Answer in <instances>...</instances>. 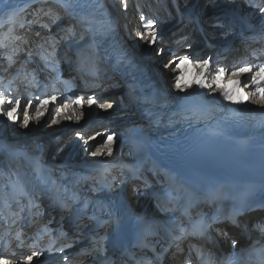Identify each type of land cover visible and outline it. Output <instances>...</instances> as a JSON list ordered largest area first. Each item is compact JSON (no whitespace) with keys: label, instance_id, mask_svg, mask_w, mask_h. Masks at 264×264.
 <instances>
[{"label":"bare ground","instance_id":"bare-ground-1","mask_svg":"<svg viewBox=\"0 0 264 264\" xmlns=\"http://www.w3.org/2000/svg\"><path fill=\"white\" fill-rule=\"evenodd\" d=\"M113 1L114 2L112 3V6H109L106 4V0H0V23L4 22L5 20H9V18L13 17L14 15L16 16L15 13H17L18 9L23 8L25 5L29 8L32 6L36 7V5L39 4L42 5V7L46 6V8L48 6H51L53 8L58 6L57 8L60 7V9H63L61 11L64 14V16L63 14H61V17L63 18H61V20L58 19L56 22H52V24L56 26L54 30H51L52 27H55L52 24L46 25L44 27L36 26V29L34 28L32 30V34L35 38H37L36 43L41 45L40 47H43L45 45L44 48L46 50H50L55 62L58 61L59 57V53L55 52L57 51V49H63L60 46V42L58 40L59 35H62V31L60 30V28L62 29L65 25H67V23L73 20L79 23L84 31V34H76L75 36L67 35L65 37V40L75 41V37H77L78 40L84 37L85 40H82L81 46L83 48L85 47L86 51L81 48L79 58L74 62L69 63L66 71H63V68L59 69L60 73L62 71V73L59 74L61 76L57 77L56 82L53 84L48 83L49 85H47L46 83V86H48L46 88L43 87V81H45L46 78L44 75H42V77L39 78L40 80H42L40 88L42 87L43 91L47 90L45 91L46 96L55 95L57 97L56 103H50V105L61 109L60 115L62 117L59 120H61L62 124H66V127L70 121L73 122L76 117H81L86 111L92 112V116H95V118L92 120L90 119L86 127L75 129V132L80 131L82 135H85L92 130H96V133L94 135L96 136L99 133L100 140L105 136L107 138L108 135H113V140L111 142L113 155H107L105 149L101 154L93 156V150H90V148L95 143L93 141L94 136H92V138H87L86 141H90L87 142L83 147L77 145L75 146V153L77 152L76 156L78 157L77 161L62 162L64 156L66 155V153H64L61 161L55 159L51 161L42 158V164L39 168H30L28 170L30 166L36 165L37 162L40 161V156L38 154L34 155L32 153L19 151V145H21L22 143H13L11 141L13 132L5 130L8 127L7 123H9V121L6 118L5 121L2 120L0 122L1 130L4 128L2 130V134H0L2 135L0 136V143H7L10 146V152L16 155L14 157L17 158V160L21 161V168L23 170L26 168L27 170L26 173L28 175L29 182L31 183V188L27 191L24 189L26 187H24L22 189L23 192L30 193L36 199L38 197H41V195H39L38 193L42 191L43 197L49 205L46 211L40 213L46 214V212H48V216L54 215V217H56V219H58L60 223L67 228V234L73 235L74 238L72 239V241H76V238L79 237L80 240L78 242V249L85 245L90 246L91 241L87 242V244L85 242L87 236L77 235V233L73 232L72 227H69V216L71 212L69 211V214H66L65 212L68 203L63 202V197L57 194L56 191L58 193L60 191L63 193H65V191H80V189L83 188H77V186L79 185L78 187H80L81 183H85V186L87 187L85 192L89 197H92L91 200L97 201V199H99L100 201H102L114 198L116 194L119 193L121 187H124L122 192H126V195L130 196V193L134 192V186L139 185L144 189L141 191H137V195H143V192L147 193L148 186V188L158 190L160 195L151 196L150 202H148L149 205L147 207H142V209H147L143 214V218L149 220V217L152 216V214L163 215L164 213L163 207L165 208V205L162 201H160V199L163 192L165 191V185L159 184L156 180H154L155 174L153 172L155 170H157L155 173L160 172L158 169L163 164H165L164 169L166 170V165L172 167L173 162L169 161V157L171 156L166 151V148L164 146H162L161 144H155L147 137L146 133L143 131V128H145L144 118L136 117L129 119L128 110L126 109V107L130 105L126 101L120 99L121 97L119 98V100L116 97L119 95L121 96V94L119 93L124 89V87H120L121 83L118 82L119 80L122 82L124 81V79L130 80L132 83L131 93H134L138 96H140L141 94L139 84H142L143 86H150L157 83L158 80L159 84H167L165 86V89L168 90L170 87V90H175L176 97L179 100L182 99L191 102H200L212 109H215L216 111H222L224 114L244 113L256 115L264 113V104L256 102L258 100V97H256L255 95H250V99L247 101L236 102L239 100V94L233 93V100L229 101L224 99L221 88L217 87L214 83L212 89L200 88L194 83V81L197 79H204V77L200 75L202 70L196 67L195 61L209 59L205 56V50H203V52L201 53H198V50H200V48H198L197 45H200L201 47L206 45L208 43V39L206 38L207 35L205 36V32L203 36L198 39V41L196 40L197 38L195 34H192L193 37L190 36L192 32L191 30H187L188 21L184 18H189V16L188 12L183 7V5H185L188 0H186V2H184L182 5L180 4L181 0H177V7L173 6L167 8L166 13L168 14V16H173V20L177 21L175 23V27L177 28L174 32L170 31L168 33L171 35H168L166 37V42L172 45L174 43L173 40L180 39L182 44V42H185L188 38H190L187 46L177 49L178 52L181 49H185V53L180 56H178L177 54L174 55V58H172L170 62L174 63L179 57L187 55L192 60V63L182 64L174 71L169 70V64H163V61L167 58L166 56L163 55L161 57H158V55L154 51L152 54H150V47H148L149 45L145 41H141L139 37L136 36V33L138 31H143L144 28L142 21L138 19V16H136L138 20L132 18L133 11L129 7V5L132 4V0L127 1L126 9L121 3V0ZM215 2L219 3V5H212ZM231 3H228L226 0H207V3L205 4V1L203 0L202 2H197L196 6V8L200 9L197 10V12L199 14L200 20H202V24L204 25V27L211 19L215 17L217 19V22H215L214 25L215 28L219 29V31H221L222 29L226 30V28L228 29V25L230 24V22H232L231 20L233 18L237 20V29H246L241 31V34L239 35L234 34L233 32H229V37L225 39L224 44L226 46H229L225 52L226 58L219 63V66H216V63L219 62L218 58L215 57L214 60L210 61V65L213 71L207 75V82L212 83L213 77L215 75V70L223 67L226 69V72L224 78H221V86L228 85L229 88L232 87V85L230 84L231 72L234 71L236 67L243 66L244 63L251 64L253 66L264 64V54H261L264 50V11H261L260 9H264V0H253V3H255V5L251 4V0H247L246 2H242L243 5H241V7L238 6V4L235 5L237 1H233ZM203 6L207 7V11H205V7L203 8ZM121 7H123L122 10H125V12L127 13V18L130 21V24L126 27L118 26L115 21L116 12H119L118 9ZM242 8H244V10H241ZM259 9L261 12H259ZM34 10V14L40 16L39 14L42 12L41 8L36 7ZM257 12H259V14L254 17L253 14ZM239 14H243V16ZM133 21L136 23L138 22V25L136 27L137 29H135V27L133 28V25L131 27V24H134ZM244 21H247V23L251 24V27H247ZM16 25H18V27H16L18 29L15 30L14 35H16V38H18L19 31H21V25ZM158 25L159 23L156 24L155 29ZM32 26L34 25L31 24V27ZM215 32L216 31H209L208 34L216 35L217 37V34ZM70 33H72V31H70ZM87 38L88 41H86ZM194 40L196 41L194 42ZM140 41L144 43L143 46H141L142 44ZM237 42L243 43L242 45H238ZM29 44L30 43L28 42L25 44V46H29ZM1 48H3L2 45H0V49ZM7 48L10 47L6 46V51L8 50ZM95 48H98L102 55L99 54L98 50H95ZM230 48L232 49L230 50V52H228V49ZM119 49L123 50L125 57H127V55H130L131 58L128 62H125V60L120 57L121 53ZM28 50L30 49H27V51ZM33 50H35V48ZM13 53L14 51H7L6 55L0 53V66H2V69L4 70L2 73H0V78L2 77V74L4 76H7L8 71L11 70L9 68L15 64L14 70L9 71V75L15 73L14 75L10 76V78L14 79V82L9 83L8 80H6L3 84L6 86L10 84L15 85L12 91V87L10 86L8 94H12L14 96L18 94L17 96L22 98L23 95H31V90L33 89V84L35 83V78L33 79V77L35 76H32L31 78L32 74L28 76L27 72L25 75L24 73L21 74L20 71L24 69V66L18 68L20 63H29V60L23 57L25 52H21V54L16 55V57ZM151 55H153V57ZM220 55L221 54H218V56ZM33 56L36 57L35 55ZM21 58L24 62H21ZM39 64L43 65L44 67L46 66L45 61ZM165 65H167V67H165ZM191 66L192 70L190 69ZM71 68L80 71V75L78 76V81L80 83L79 87H76V81L71 82L70 80V74H72V77L75 76V73ZM194 68L195 70L193 72ZM133 70H137V72H134ZM40 73L43 74V71H40ZM177 74H183L185 80L182 78V84L191 86L186 88L185 90L177 89L175 87V77L177 76ZM50 75L54 76L53 73ZM67 80H70V82ZM241 80L243 84H248L250 81V74L242 76ZM59 82L63 83L62 85L64 87L57 85V83ZM111 83L115 84V86L108 85L109 87L106 88V84ZM55 84L57 85V87L52 88V86ZM39 91L40 89L34 91V94H36L34 97H31L33 95L30 96V99L34 100V105L37 102L38 96H41ZM254 91V87L244 89V92L249 94L254 93ZM136 95L129 96L127 100L129 101V103L139 106L141 102L136 99ZM90 96H94L97 102L92 105L86 103L88 97ZM124 96L125 94L123 93V97ZM81 97H83L84 100L82 107L74 103L75 100ZM102 100L103 102L101 103ZM102 104H111L112 107L101 108L100 105ZM235 104L238 105L237 108H235ZM65 105H70L71 107L65 108ZM31 110H34V108H31ZM31 110L29 111V115L30 117H33V113L31 112ZM41 117L44 119V115ZM45 117H47V115H45ZM68 117H71V119H68ZM19 118H21V115H19ZM48 119L49 117L44 119L43 123ZM43 123L38 125L43 126L42 128L38 126H36L38 128H35V120L30 119L28 127L22 126V130H25L24 133L33 136V140L31 139L30 143L36 144V142L44 140L45 144H47L48 142H51V144H59L73 131L66 129V131L60 137L53 132L49 135L50 139H43V134L48 133V128ZM54 128H59V125L54 124ZM35 129L38 130L35 131ZM49 129L52 128L50 127ZM15 131L18 133L19 131L21 132V127L16 126L14 132ZM132 145L136 146V149L139 148L143 151L138 152L139 160L135 162H132L136 159L135 155H133V157H129V155L133 154V152L135 151ZM1 147L3 148V146ZM261 149H264V146H261ZM260 154L263 155L264 151H261ZM69 156H72V154L70 153ZM148 158L150 159V161L147 160ZM152 162L154 163V165L152 164ZM98 167L99 169L97 170L100 171L105 179L104 186L100 187L97 186V184L99 183H97L96 185L94 184L95 177H92L94 171ZM101 167H103L104 169H101ZM72 172H80V174L85 173V176H83L82 178L77 177V179L74 180L65 179V175H69ZM118 173H120V175H118ZM110 176H112V179L108 178ZM121 177L124 178L122 184L118 186L115 185L117 184V181L119 182L117 178ZM127 177L130 180L128 181V184L126 183L124 185L123 183H125ZM37 180H46V182L49 183L48 186L50 188L47 189L41 184H37ZM81 180L83 181L81 182ZM144 180H150L147 186L146 183L143 182ZM41 183L44 184L45 181H41ZM14 196L17 198L19 197L16 190L14 191ZM5 206H7V202L5 203ZM142 206H145V204H143ZM136 207L138 206L136 205L134 208ZM136 209L135 212L139 213L140 211H136ZM156 209H158V211H156ZM11 211L12 210H10V212ZM254 212L255 211H251L244 216H247L249 219H251L254 215ZM262 212L264 214V210ZM78 213L80 212L78 211ZM28 218L25 217L24 214H21L17 217H15L14 215L0 217V222L4 221V224H8L12 227V229H4L0 231V256L6 257L3 259L9 260L10 264H25V257L31 255V252H34L32 249H34L38 245V242L42 240V238L46 237L45 231L47 230V227L45 226H42L40 235L35 236V234H33V225L38 224L39 222H41V220L34 219L31 216H29ZM29 220L34 221L31 223ZM17 221H19V223H17ZM239 222L240 221H237L233 225H227L229 230H233V234L235 232V229H237V224H239ZM86 223L88 224L90 223V221ZM174 224L175 223L173 222L170 226ZM222 225L224 226L225 224ZM140 226L142 227L144 225ZM165 227H167V225H164L162 227L147 225L145 228V231L147 230V232H143V235L140 236V241L143 242L145 246H136L135 256H145L151 258L150 264H181L183 256L179 252V242H175L170 239V237L164 230ZM85 228L86 227H84V229ZM148 228H151V230H148ZM24 229H30V231L24 234ZM135 235L140 234L138 232H135ZM51 236L56 238L53 235ZM12 237L20 242L19 244L23 248L22 252L15 253L12 252L13 250H15V248H13L12 250L9 249L8 241ZM33 241H37V244L33 248H31L30 243ZM161 244L170 245L167 250H161L159 249V245ZM75 251H77V249L73 250L71 255ZM1 258L2 257H0V259ZM17 260L19 261L16 262ZM44 260L45 259H43L42 257H34L32 264H36L37 262L38 264H45ZM135 264H142V260H138V262H135Z\"/></svg>","mask_w":264,"mask_h":264},{"label":"rangeland","instance_id":"rangeland-1","mask_svg":"<svg viewBox=\"0 0 264 264\" xmlns=\"http://www.w3.org/2000/svg\"><path fill=\"white\" fill-rule=\"evenodd\" d=\"M200 1L202 2L203 0H200ZM204 1H205V4H206L207 0H204ZM239 1H237V3L235 5L238 4V6L241 7V5H243V3L239 2ZM113 2L114 1L111 0V6H112ZM182 3L183 2H181L180 4L182 5ZM212 5L217 6V5H219V3L215 2ZM109 6H110V2H109ZM119 6H120V4H119ZM263 6H264V3H263ZM36 7L37 8L38 7L41 8L42 12L39 14L40 16H37V15L34 14V12H35L34 9ZM36 7L32 6V7L29 8L28 6L25 5L23 8L18 9L17 13H15L16 16L14 15L13 17L9 18V20H5L4 22L0 23V45H2V47H3V48L0 49V53L7 46V47H10V48H7L8 49L7 51H14L13 54L16 53V55L21 54L22 50L20 49V46L21 45H25V43L28 40V42L30 43L29 44L30 48L32 50L35 48V50H33V51L36 53L37 56H39L41 62L43 63L45 61V63H46V66L41 68V70H40V71H43V74L40 73V72H33L32 76H35V77H33V79L35 78V83L33 84V89L31 90L32 91L31 95H33V96L28 94V95H23V97L21 98L22 99L21 111L18 113V116L21 115V118H19L17 123H15V125L17 124L16 126H20L21 127V132L20 131H19V133L16 132V131L14 132V129H15L16 126L11 121H9V123H7L8 127L5 130H7L9 132H13L12 133L13 136L11 137V141L13 143H16V142L17 143L18 142L22 143L21 145H19V151H21V152L32 153L34 155L38 154L40 156V160L43 158V159H48V160H51V161H53L54 159L61 161L62 157H63V154L66 153V155L64 156V159L62 160V162H65V161H67V162H75V161L78 160V157L76 156L77 152L75 153V151H76L75 150V146L76 145L83 147L87 142L90 141V140L86 141L87 138H92V136H94L95 139L93 138V141L95 143L90 148V150H93V152H94L100 145L104 144V142L106 140V136L103 137L101 140L99 139V135L95 136L94 134L96 133V130H92V131L86 133L85 135H82L80 133V131L75 132V129L86 127L88 122H89V120L90 119L92 120V119L95 118V116H92V112L86 111L85 113H83V115L81 117H79V119L75 118L73 120V122L70 121L67 124V127H66V124H62L61 120H59L62 116L61 115H58V116L56 115L57 112L60 113L61 109H59L58 107L51 106L50 104L45 109H43V111H44V119H46L48 117H49V119L47 121H45L44 123H43L44 119L42 117H40L39 120L34 119L35 120V128H38V127L42 128L43 126H38V125H40L42 123L48 128V133H44L43 134L44 135L43 139L44 138L45 139H50L49 135L51 133H53V132L56 133V135H59V137H60L66 131V129H68L70 131L73 130L72 133L67 138L62 140V142L59 143V144L58 143H52L51 144V142H48L47 144H45L44 140L43 141H38V142H36V144L30 143L31 139L33 140V138H32L33 136L32 135L31 136L27 135L26 133H24L25 130H22L21 121L23 119V111H22L23 105L28 100H32V99H30V96L34 97L36 95V94H34V91H37V89L38 90L40 89L39 93L41 95L40 96L41 99H43V98L48 96V95L46 96V93H45V91L42 90V87L40 88V84H41L42 80H40L39 78H41L42 75H44L46 80L43 81V87H48V86H46V83H47V85H49L48 83H50V84L55 83L56 82V78L61 76L59 74L62 73V71H61V73L59 72V69H61L62 67L61 66L59 67L57 62L54 61V57H52V53L50 52V50L49 49L46 50L44 48L45 45L43 47H40L41 45L36 43L37 38H35L34 35L32 34V30L34 28L36 29V26L37 27H44V26H46V24H48V22L50 24H52L53 21L56 22L58 19L61 20V18H63V17H61V14H63L61 11L63 9H60V7L57 8L58 6H56L55 8H53L51 6H48L46 8V6L42 7V5H39V4H37ZM204 7H205V11H207L206 10L207 7L203 6V8ZM260 9H262V8H260ZM260 9H259V12H261ZM241 10H244V8H242ZM259 12L253 14L254 17L256 15H258ZM239 15L243 16V14H239ZM253 15H251V16H253ZM63 16H64V14H63ZM172 17L173 16H170V17H162V16H160V17H157V18L154 19V20L157 21V23H159V25L155 29L156 31H158L157 32L158 36H157L156 43L148 46V47H150V52H149L150 54H152L153 51H154L158 55V57H161L163 55L167 57L166 60L163 61V64H169L168 67H169L170 71H174L176 68H178L177 64L179 63V58L174 63H169L170 60L172 58H174V55L177 54L178 56H180V55H183L185 53V51H186L185 49L184 50L181 49L178 52L177 49L187 46V44H188V42L190 40V38H188L187 41L182 42V44H181L180 39H175V40H173L174 43L172 45H170L169 43L166 42L167 41L166 37L168 35L169 36L171 35V34H168V33L170 31L174 32L175 29L177 28V27H175V23L177 21L173 20ZM10 19H12L14 22L12 20H10ZM249 20H250V17H249ZM34 21H36V22H34ZM231 21H234L235 23L237 22V20L235 18H233ZM215 22H217V19L214 17L213 19H211L208 22V24L205 23L206 26L204 27V32H205V36L207 35L206 38L209 41H208V44H206V45H204L202 47L200 45H198V48H200V50H198V53H201V52H203V50H205V56L208 57L210 61L214 60L215 57L218 58V61H219V57H222L223 55H225L223 53V55L218 56V52L217 51L218 50L221 51V49L224 46L226 37H229V35H227V34H229V32H232V29H230V28H228V29L226 28V30L222 29L221 31H219V29L215 28V25H214ZM16 24H20L21 25L20 26L21 31H19V34H18L19 37L18 38H16V35H14V32L17 29L16 27H18V25H16ZM31 24L34 25V26H32L33 28L31 27ZM52 25L55 26L54 24H52ZM132 25H133V28L135 27V29H137L136 27L138 25V22L137 23L134 22V24L132 23L131 27H132ZM127 29H128V27H127ZM60 30L62 31V34H65V36H67V35L74 36L76 34H84L82 26H80L79 23H77L76 21H73V20L71 22L67 23V25H65L62 29L60 28ZM187 30L188 31L189 30L192 31V29H190L188 27H187ZM70 31H72V33H70ZM209 31H216L215 33L217 34V37H216V35L208 34ZM21 32H23V33H21ZM38 32H40V31H38ZM162 36H163V38H162ZM84 39H85L84 37L80 38V40H84ZM178 43H180V44H178ZM141 44H140L141 46L144 45L143 42H141ZM167 47H169V48H167ZM139 49H140V47H139ZM161 49H163V51H161ZM231 49L232 48L228 49V52H230ZM176 51H177V53H176ZM151 56L153 57V55H151ZM21 62H24L22 60V58H21ZM219 63H220V61L216 63L217 64L216 66H219ZM14 66H15V64L12 65L9 68V69H11L9 71L14 70ZM0 69H2V66H0ZM190 69L192 70V66H191ZM214 69H215V67H214ZM194 70H195V68L193 69V72H194ZM52 73L54 74L55 77L50 75ZM70 75H71V78H70L71 82H74L76 80V83H77L76 87H79L80 83H79V81H77L78 78L75 77L76 75L73 76V77H72V74H70ZM0 76H1V74H0ZM32 76H31V78H32ZM180 76H182V78L185 80V78L183 77V74H181ZM70 80H67V81L70 82ZM8 82L9 83L14 82V79L11 78ZM62 84L63 83H60V82L57 83V85H59V86H63ZM57 85L56 84L53 85L52 88L57 87ZM108 85H110V84H106V88L109 87ZM10 86L12 87L11 88V91H12L14 89L15 85H12V84L7 85V86L4 85V84H2V86L0 85V89H1L0 92H4L6 95H9L10 97H16L18 94L16 96H14L12 94H8V92H9L8 90H9ZM168 90H170V87H169ZM86 92H88V91H86ZM91 94H93V93H91ZM40 97L38 96V98H40ZM116 97L119 100L120 95L116 96ZM32 101H33V105H34V100H32ZM102 102H103V100L101 101V103ZM32 108H34V110H31V108H30L29 111L31 110V112L33 113V117H34L35 116V105ZM45 115H47V117H45ZM2 117L3 116H0V122L2 120L3 121L6 120V117H3V119H2ZM53 120H55L56 122L53 123ZM70 123H72V124H70ZM54 124H58L59 128H54ZM36 126H38V127H36ZM50 127L52 129H54V130L49 129ZM33 129H34V126H33ZM0 130H1V125H0ZM2 130L0 131V134H2ZM36 130H38V129H35V131ZM78 132L81 134V136H77ZM0 136H2V135H0ZM46 141H49V140H46ZM84 141H86V142H84ZM20 143H18V144H20ZM1 146H3V148ZM132 147H133V149L135 151L133 152V154L129 155V157H133V155H135L136 159L132 161V162H135V161L139 160L138 152H143V151H142V149H139V148L136 149V146H134V145H132ZM4 150H6V151H4ZM70 153L72 154V156H69ZM14 156H16V155L13 154L12 152H10V146L7 143H0V215H2V213H4V212L10 213V210H11L12 206L16 207L17 205H19V204H21V203L26 201L27 193H24L23 190L22 191H17L18 185H20L19 188H22V189L24 187H26L24 189L27 190V191H28V189L31 188V183L29 182V178H28V175L26 173V171H27L26 168L23 170L21 168V166H20L21 161L17 160V158H15ZM147 160L150 161L149 158ZM152 164L154 165L153 162H152ZM118 175H120V173H118ZM83 176H85V173L84 174H80V172H78V173L77 172H72L69 175H65V179L74 180V179H77V177L82 178ZM92 177L93 178L96 177V173L95 172H94ZM111 177L112 176H110V178ZM15 180L19 184H15L13 182ZM117 180H119L120 183L117 181V184H115V185L118 186V185L122 184V181L124 180V178H122V177L121 178H117ZM129 180L130 179L127 177L126 180H125V183H123V184L124 185L126 183L128 184ZM82 181L83 180H81V182ZM84 184L85 183H83V184L81 183L80 187H78L79 186L78 185L77 188H82L81 186H84ZM94 184L95 185L97 184L96 180H95ZM13 190H16L17 193H18V196H19L16 200L11 199V194H13ZM113 191H115V190H113ZM125 194H126V192H125ZM4 202H7V206L6 207H3L5 205ZM137 211H140V210H137ZM156 211H158V209H156ZM160 216H161L160 214H157L153 218H158ZM36 228H38V227H36ZM32 253L33 252H31V254ZM0 257H2L1 259L6 258V257H3V256H0ZM36 264H38V262Z\"/></svg>","mask_w":264,"mask_h":264},{"label":"snow or ice","instance_id":"snow-or-ice-1","mask_svg":"<svg viewBox=\"0 0 264 264\" xmlns=\"http://www.w3.org/2000/svg\"><path fill=\"white\" fill-rule=\"evenodd\" d=\"M121 3L127 8V0H121ZM261 11H264V9H261ZM146 17L143 15L140 17L141 21H144ZM157 24V21L154 19H147V22L143 25L144 30L138 31L136 33V36L139 37L140 40L145 41L148 45H152L156 43L157 40V32L155 30V26ZM163 51V49H161ZM171 63V62H170ZM185 63H192V60L189 56L185 55L182 57H179V63L177 64V67H179L181 64ZM196 67L200 68L202 71L200 73L201 76L204 77V79H197L194 81V83L200 87V88H209L212 89L213 83L221 88L222 95L224 99L232 101L233 100V93L239 94V100L236 102H243L250 99V95H255L258 97V100L256 102L264 104V64H261L259 66H253L251 64L244 63L243 66L236 67L234 71L231 72V79L230 84L232 85L231 88L228 87V85L221 86V78L225 75L226 69L223 67H220L215 70V75L213 77V82L208 83L207 82V75L213 71L210 65L209 59H203V60H197L195 61ZM167 67V65H165ZM250 74V81L248 84H243L241 77ZM182 76L177 75L175 77V87L177 89L185 90L186 88L190 87L191 85H185L181 83ZM254 87L255 91L254 93H245L244 89ZM57 101V97L55 95L47 96L43 99L37 98V102L35 104V116L30 117L29 115V109L33 107V101L28 100L22 108L23 111V119L21 121V124L23 127H28L30 119H36L39 120L41 116L44 115L43 109H45L50 103L55 104ZM96 98L94 96L88 97L86 103L89 105H92L96 103ZM74 103L78 106L83 105L84 100L83 97L78 98L74 101ZM21 105H22V99L19 96L16 97H9L4 92H0V116L6 117L8 121H11L13 124L17 123L19 116L18 113L21 111ZM71 107L70 105H65V108ZM101 108H111V104L107 105H100ZM56 115H60L59 112L56 113ZM79 119V117H76ZM68 119H71V117H68ZM56 121L53 120V123ZM97 135H100L99 133ZM77 136H81L80 133H77ZM113 135H108L104 144L100 145L95 152L92 153L93 156H96L98 154H101L103 150L106 149V154L109 156L113 155L112 151V142ZM233 223H235V220L233 219ZM261 230L264 231V226H260ZM233 244H235V241H233ZM41 255L40 252H33L31 255H28L25 257V264H32L34 257H39ZM67 259V257H65ZM0 264H10V261L7 259H0Z\"/></svg>","mask_w":264,"mask_h":264},{"label":"trees","instance_id":"trees-1","mask_svg":"<svg viewBox=\"0 0 264 264\" xmlns=\"http://www.w3.org/2000/svg\"><path fill=\"white\" fill-rule=\"evenodd\" d=\"M137 210H139V209H137ZM137 210H136V211H137Z\"/></svg>","mask_w":264,"mask_h":264}]
</instances>
